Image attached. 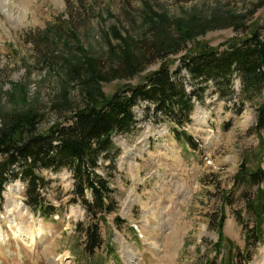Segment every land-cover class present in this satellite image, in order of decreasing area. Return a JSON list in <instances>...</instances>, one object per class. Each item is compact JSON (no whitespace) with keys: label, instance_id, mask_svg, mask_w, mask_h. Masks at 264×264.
<instances>
[{"label":"rangeland","instance_id":"374dc122","mask_svg":"<svg viewBox=\"0 0 264 264\" xmlns=\"http://www.w3.org/2000/svg\"><path fill=\"white\" fill-rule=\"evenodd\" d=\"M162 26L172 49H162ZM253 31L264 36V0H0V129L29 108L41 131L69 123L84 104L93 66L111 95L162 64L182 68L184 54L223 50ZM126 53L137 55L138 71L123 69ZM230 86L222 98L209 82L203 101L194 99L192 121L181 127L188 144L147 114L145 101L134 108L132 130L113 136V161L102 156L97 167L116 209L98 217L103 245L95 255L85 252L87 235L78 230L92 219L73 201L71 168L37 170L46 181L42 196L56 207L48 218L26 204L23 180L7 183L0 264H264V240L254 249L245 234L255 224L247 202L258 185L237 175L264 170V129L254 127L264 86L243 94L238 75Z\"/></svg>","mask_w":264,"mask_h":264},{"label":"trees","instance_id":"16d2710c","mask_svg":"<svg viewBox=\"0 0 264 264\" xmlns=\"http://www.w3.org/2000/svg\"><path fill=\"white\" fill-rule=\"evenodd\" d=\"M163 27L159 29L160 42L166 43L167 47L162 49H172L169 47L174 43L166 40L168 33ZM193 29L190 27L189 30ZM189 33L180 36L181 40L190 38ZM124 55L123 69L126 72L138 71V63L141 62L137 55ZM181 65L182 68L172 71L168 64H162L144 82L126 85L111 95L103 93L99 82L102 73L93 66L90 69V78L93 79L84 87V104L73 110L69 123L56 124L46 131L37 128L38 117L33 108L13 113L0 129V199L3 200L7 183L23 180L28 193L26 204L43 215H50L55 208L42 196L41 189L46 181L37 170L71 168L76 181V198L73 201H81L92 219L87 226L79 222L78 230L85 231L87 235L85 252L95 255L103 245L98 217L116 209V202L110 200L114 190L105 178L97 174V167L102 156L106 160L113 159L110 155L114 147L113 136L132 130L136 123L134 108L145 101L147 114L152 113L157 122L171 125L176 137L186 141L185 137L190 136L181 127L192 121L194 99L203 101L202 92L209 82L216 85L222 98L230 91L235 75L240 77L243 94L258 92L264 86V36L253 31L241 42L236 40L223 50L209 47L184 54ZM74 70L78 71L75 67ZM188 77L191 91L186 86ZM254 127L257 131L264 129V104L257 108ZM189 143L192 148H197L194 141L189 140ZM237 175L258 185L255 196L247 202L255 224L245 232L246 242L255 249L264 240V190L260 186L264 185V170L258 166L252 171L241 170ZM86 190L91 191L92 200L85 198ZM223 217L222 214L216 215L215 220L219 223ZM237 219L242 222L240 214Z\"/></svg>","mask_w":264,"mask_h":264},{"label":"bare ground","instance_id":"6f19581e","mask_svg":"<svg viewBox=\"0 0 264 264\" xmlns=\"http://www.w3.org/2000/svg\"><path fill=\"white\" fill-rule=\"evenodd\" d=\"M6 1H8V0H6ZM5 10V9H4ZM7 10H5L4 12H6ZM8 15H10L9 13H7ZM11 16V15H10ZM1 234V233H0ZM36 236H37V234H36ZM30 240L33 242V241H35V236L34 235H31L30 237Z\"/></svg>","mask_w":264,"mask_h":264}]
</instances>
